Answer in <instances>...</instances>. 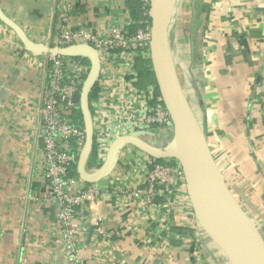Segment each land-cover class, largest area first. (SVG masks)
<instances>
[{
	"label": "crops",
	"instance_id": "1",
	"mask_svg": "<svg viewBox=\"0 0 264 264\" xmlns=\"http://www.w3.org/2000/svg\"><path fill=\"white\" fill-rule=\"evenodd\" d=\"M58 3L0 0V7L32 40L46 43L60 21ZM115 9L109 0H73L70 22L100 32ZM169 36L182 88L214 158L264 236V0H179ZM40 65L41 55L0 21V264H69L56 207L44 195ZM126 148L104 183L96 182L101 189L138 187L146 155ZM80 218L74 223L82 264H228L191 207L167 206L160 197L148 204L141 195L109 194Z\"/></svg>",
	"mask_w": 264,
	"mask_h": 264
},
{
	"label": "built area",
	"instance_id": "2",
	"mask_svg": "<svg viewBox=\"0 0 264 264\" xmlns=\"http://www.w3.org/2000/svg\"><path fill=\"white\" fill-rule=\"evenodd\" d=\"M109 1L116 8V16L110 19L105 30L98 32L80 23L73 25L70 22L73 0H59L60 21L52 39L45 43L58 47L85 43L98 53L100 69L93 86L95 95L89 99L95 153L92 169L103 163L110 143L117 136L142 130L150 133L149 140L162 145L173 134L170 115L152 77L151 0ZM129 2L139 14L137 19L130 14ZM139 64L151 72L150 80L139 78ZM40 67L43 86L36 116L44 195L56 207L62 244L70 254L69 264H82L77 247L80 233L75 220L86 216L92 205L104 201L109 194L126 198L141 195L148 204L160 197L167 206L183 210L191 207L181 166L174 159L156 162L145 154L138 187H126L114 193L101 189L96 182L87 183L78 175H70L85 141L84 126L75 120L78 102L73 97L80 93L89 62L81 55L42 54ZM126 147V153L139 151Z\"/></svg>",
	"mask_w": 264,
	"mask_h": 264
},
{
	"label": "water",
	"instance_id": "3",
	"mask_svg": "<svg viewBox=\"0 0 264 264\" xmlns=\"http://www.w3.org/2000/svg\"><path fill=\"white\" fill-rule=\"evenodd\" d=\"M178 1L151 0L149 9L150 61L159 94L172 121L171 139L158 145L156 140L147 138L150 135L147 131L122 134L110 143L103 163L90 170L86 165L93 149L94 131L89 93L100 69L96 49L85 43L58 47L34 41L1 7L0 21L14 32L25 49L34 54L81 55L87 58L88 73L80 93L73 97L78 102L85 133L84 145L76 162V172L82 181L94 183L107 176L126 146L155 159H174L181 166L186 194L198 226L228 264H264V236L260 227L228 187L222 168L209 146L203 124L197 118L177 73L169 27Z\"/></svg>",
	"mask_w": 264,
	"mask_h": 264
},
{
	"label": "trees",
	"instance_id": "4",
	"mask_svg": "<svg viewBox=\"0 0 264 264\" xmlns=\"http://www.w3.org/2000/svg\"><path fill=\"white\" fill-rule=\"evenodd\" d=\"M129 6L131 8V16L133 19H137L139 17V14L136 10V8L129 2ZM143 65L142 64H139L138 65V74H139V78H143V80L145 79H148L150 80L151 78V72L146 70L144 67H142ZM152 77L154 78V76L152 75ZM155 80V79H154ZM95 95V87H93L89 93V99L92 98L93 96ZM75 120H77L80 124L83 125V118H82V114H81V111L79 108L76 109V112H75ZM95 160V153H94V150L92 149V152L90 154V157H89V160L87 161V165H90L94 162ZM156 162H161L163 161V159H155ZM69 174L70 175H77V172H76V162L72 165V167L70 168V171H69Z\"/></svg>",
	"mask_w": 264,
	"mask_h": 264
},
{
	"label": "rangeland",
	"instance_id": "5",
	"mask_svg": "<svg viewBox=\"0 0 264 264\" xmlns=\"http://www.w3.org/2000/svg\"><path fill=\"white\" fill-rule=\"evenodd\" d=\"M103 129L106 130V127H103ZM128 160L131 161V159H128ZM104 181H105L104 179H101L98 181L97 184L102 185L104 183Z\"/></svg>",
	"mask_w": 264,
	"mask_h": 264
}]
</instances>
